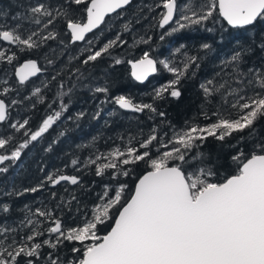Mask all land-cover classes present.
I'll return each mask as SVG.
<instances>
[{
  "label": "snow or ice",
  "instance_id": "snow-or-ice-1",
  "mask_svg": "<svg viewBox=\"0 0 264 264\" xmlns=\"http://www.w3.org/2000/svg\"><path fill=\"white\" fill-rule=\"evenodd\" d=\"M131 2L132 0H62L53 3L52 0H34L24 12H18L12 17L14 23L11 26L0 23V62L13 65L18 59L17 51L6 49L5 45H14L20 52H25L39 50L48 41L57 40L60 33L54 25L58 20L66 22L71 42L85 41L88 45L84 49L88 54L82 60L83 65L110 56V50L128 44L127 40L122 39L120 32L98 50L93 51L92 48L104 34L101 25L106 23L105 17L113 13L121 15L118 10L125 9ZM155 9H162L157 14V26L166 29L164 35L193 26H204L207 22L216 23L217 16L222 17L228 25L238 28L264 20V0H158L154 6L149 7L150 12ZM153 19L156 20L157 17ZM97 29L100 35L94 32ZM123 31H130L128 24L123 26ZM88 33L93 36L86 40ZM164 35L160 36L161 40ZM150 40V36L147 39L141 37L139 42L147 44ZM209 47L207 43L201 45L205 50ZM258 47L264 50V43ZM8 51L12 54L8 55ZM176 51L180 52L181 49ZM246 54H249L247 49L237 51L227 61L233 68L232 79L239 87H232L227 80L220 83L208 80L200 85L206 104L212 103L214 95L220 96L219 106L211 116L203 106L201 108L205 119L213 116L217 118L214 122L204 126L191 124L184 129L174 130L167 140L157 134L156 128H152L151 134L138 142L139 147L132 143L135 139L133 137L123 148L116 147L86 162V166H96L98 176L113 169L116 170V175L124 177L130 176L140 162L146 164L147 168L137 179L129 199L121 203L127 189V184L121 183L112 190V194L105 191L99 197L103 203L92 209L91 219H86L82 226L71 228L66 227L62 219L54 216L46 207L36 208L33 212L26 206L25 215L16 227L5 226L0 221V264H38L45 247L50 249L43 255L45 264H264V143L257 140L250 154L238 149L230 157L231 162L236 165L235 174L224 177L221 182L212 179L218 173L211 154L200 151L208 137L224 142L234 133H243L245 129H251L250 137L255 139L257 136L254 125L264 117V67H250L247 72L242 71L240 65ZM199 59L195 55L186 56L183 68H180L170 66L167 60L154 59L145 51L141 58L127 62L131 64V74L137 81L147 80L157 72L158 65L173 73L175 79L168 87L157 90L155 97L163 98V93L168 92L171 97L178 99L181 92L175 86L185 77L190 65L199 66ZM47 63L51 65L53 60L48 59ZM121 63L120 58H114V64ZM41 71L36 60L28 59L15 67L14 75L18 78V85L24 86L30 77L37 76ZM75 71L80 73V69ZM57 76L52 79L56 80ZM249 76L251 78L245 82V77ZM60 87H63L62 83ZM249 88L252 89L250 94L247 91ZM10 91L13 89L5 86L0 95H7ZM15 91L19 94V88ZM94 91L107 94L109 89L98 86ZM40 93L41 89L37 87L32 94L35 96ZM229 97L232 98L231 103ZM20 102L12 99L6 104L5 99L0 98V123L9 119L10 106ZM114 102L121 109L157 112L152 104H134L123 95L116 97ZM225 106L238 110L235 119L223 115L221 109ZM66 109V104L61 105L59 111H54L42 121L38 130H26L24 135L29 136V139L11 151V155L0 154V165H4L5 161L18 159L21 150L46 133ZM157 114L161 117L165 115L164 112ZM27 125L29 120L24 119L22 123H10L9 127L19 131ZM163 136H168V133H163ZM11 139L0 138V149L7 150L6 146ZM244 140V136L239 137V141ZM153 142L168 150L153 152ZM102 159L107 162L98 164L97 161ZM78 163L77 160L72 161L73 165ZM6 171L7 166L0 167V173ZM46 179L53 186L62 181H69L72 185L80 183L77 176L62 174L58 177L49 175ZM42 186L43 182L39 187ZM39 187L24 189V192H36ZM52 195L55 197L56 194ZM71 199L76 200V197L72 196ZM67 207L71 211V201ZM114 208L118 210L114 225L107 234L100 236L99 226L113 219ZM0 211L8 213L9 206H0ZM44 222H50L46 229L41 227ZM25 229L26 235L23 234ZM12 233L20 238L17 240ZM46 234L47 238L39 239ZM65 241L80 243V248L71 249L73 254L78 255L64 259L57 254Z\"/></svg>",
  "mask_w": 264,
  "mask_h": 264
},
{
  "label": "trees",
  "instance_id": "trees-1",
  "mask_svg": "<svg viewBox=\"0 0 264 264\" xmlns=\"http://www.w3.org/2000/svg\"><path fill=\"white\" fill-rule=\"evenodd\" d=\"M33 2L34 0H0V13L6 14L0 15V23L11 26L14 23L12 17L18 12H24ZM157 2L158 0H133L129 6L119 11L121 15L115 13L107 17L106 23L101 25L104 34L95 42L92 50H98L108 40L115 38L118 32L128 44L110 50V56L99 58L88 65L82 64V60L88 54L84 51L88 45L85 41L81 44L71 43L66 22L62 20H58L54 25L60 33L58 39L48 41L39 50L20 52L14 45L4 46L6 49L16 50L18 59L13 65L0 62V93L5 86L13 89L9 94L0 97L5 99L6 104L12 99L21 102L10 106L9 119L0 123V138H12L6 146L7 150L0 149V154L11 155V151L29 139V136L24 135L26 130L30 129L32 132L38 130L48 115L59 111L61 105H67L60 119L37 141L30 142L27 148L22 149L18 159L5 161L1 166H7V171L0 173V206L5 204L9 206L8 213L0 211V221L5 226L16 227L25 215L26 206L33 212L36 208L46 207L54 216L60 217L68 228L80 226L83 218L89 216V209L97 203L103 191L107 189L112 194V190L118 188L121 183L127 184L121 201L124 203L130 198L137 179L144 174L147 165L140 162L128 177L116 175V170L113 169L106 170L103 175L98 176L95 165L86 166L90 158L95 159L96 155L106 154L116 147L123 148L133 137L135 139L132 143L139 147L138 142L146 139L152 128H156L157 134L167 140L174 130L184 129L191 124L204 126L214 122L217 118L213 116L211 119H205L201 114V108L203 106L211 116L219 106L220 96L214 95L211 98L212 103L206 104L200 85L208 80H213L214 83L227 80L232 87H239L240 85L232 79L233 68L227 63L233 53L249 50V54L243 56L240 65L244 72L250 67H264V50L258 47L264 43V20H258L254 25L243 28H229L217 16L216 23L207 22L204 26H193L171 35H164L166 29L157 26V14L162 9L149 11V7ZM153 17L157 19L154 20ZM125 24L129 25V32L123 31ZM209 28L212 30L208 31ZM95 33L100 35L99 29ZM161 35H164L163 40L160 39ZM92 36L91 33L86 40ZM149 36L151 40L147 44L139 42L141 37L147 39ZM204 43L210 45L206 50L201 48ZM178 48L181 49L180 52L176 51ZM145 51L157 60H167L170 66L180 68H183L186 56L195 55L200 58L199 66L190 65L185 77L175 86L181 92L178 99L171 97L168 92L163 93V98L155 97L157 90L168 87L175 79L173 73L160 65L156 76L146 83L137 84L131 79L127 61L142 57ZM7 54L12 53L8 51ZM114 58H120L122 63L114 64ZM27 59L37 60L43 73L24 86H19L13 72L17 65ZM48 59H52L53 64L49 65ZM76 69H80L82 77L75 71ZM53 76H57L56 80L52 79ZM250 78L245 77V82ZM61 83L63 87H60ZM98 86L107 87L108 93H96L94 89ZM37 87L41 89V93L34 96L32 93ZM16 88H19V94L15 91ZM247 91L250 94L252 89L249 88ZM120 95L131 99L134 104H152L157 112H150L147 109L139 113L124 112L114 102ZM231 100L229 97V103ZM221 111L230 119H235L238 112L237 109L228 106ZM158 112H164L165 115L161 117ZM24 119L29 120V125L25 129L16 131L9 127L10 123H22ZM254 127L257 129L255 139L249 136L251 129H245L243 133H234L224 142L212 137L207 138L200 151L210 153L215 161V170L218 173L212 178L215 182H221L224 177L235 174L236 165L231 162L230 157L235 155L238 149L250 154L257 140L264 143V117L260 118ZM163 133H168V136H163ZM240 136H244L245 140L239 141ZM157 150L162 153L168 149L153 142L152 151ZM73 160L79 163L73 165ZM106 162L107 160L103 159L97 161L98 164ZM61 174L77 176L80 183L71 185L62 182L51 186L46 179L49 175L57 177ZM42 182L43 186L39 187ZM33 187H39V190L24 192V189ZM53 193L56 194L55 197ZM72 196H75L76 200H72ZM69 201L71 211L67 207ZM117 213V208L112 209L113 219L99 226L100 236L111 228ZM49 226L50 222L41 224L45 229ZM23 234H27V229ZM11 235H15L17 240L20 238L16 233ZM44 238H47V234L39 239ZM73 247L80 248L81 245L77 241H65L57 254L64 259L72 258L78 255L71 252ZM49 251L47 247L42 250V258L38 264H45L43 255Z\"/></svg>",
  "mask_w": 264,
  "mask_h": 264
},
{
  "label": "water",
  "instance_id": "water-1",
  "mask_svg": "<svg viewBox=\"0 0 264 264\" xmlns=\"http://www.w3.org/2000/svg\"><path fill=\"white\" fill-rule=\"evenodd\" d=\"M132 1H133V0H132ZM128 6H129V5H128ZM126 7H127V6H126ZM119 11H121V10H118V12H119ZM113 14H115V13H113ZM113 14H110V16L113 15ZM107 17H109V16H106L105 19H106ZM220 19L226 24L227 27H229V28H238V27H232V26L228 25L227 22L224 21L222 17H220ZM245 27H247V26H245ZM242 28H243V27H242ZM66 30H67V29H66ZM94 31H96V30H94ZM67 32H68V31H67ZM68 33H69V36H70V42H71V35H70V32H68ZM89 34H91V33L86 34V37H87ZM82 42H83V41H79V42H75V43H82ZM71 43H73V42H71ZM140 58H141V57H140ZM138 59H139V58H138ZM27 60H28V59H27ZM136 60H137V59H136ZM25 61H26V60L22 61L20 64L24 63ZM133 61H135V60H133ZM37 63H38V62H37ZM20 64H19V65H20ZM19 65H18V66H19ZM18 66H16V67H18ZM38 66H39V64H38ZM128 67H129V75H130L131 79H132L135 83H137V84H143V83H146L148 80H150L151 78L155 77L156 74H157V72H158V70H157V72L151 74V75L148 77L147 80H144V81H137V80L135 79V77H133L132 74H131V73H132L131 64L128 63ZM14 70H15V69H14ZM41 73H42V71H41ZM41 73H38L37 76L40 75ZM13 76H14V79H15L16 81H18V78L15 77L14 72H13ZM37 76H35V77H30V78H29V81L32 80V79H34V78H36ZM0 98H1V97H0ZM116 105H117V104H116ZM117 106H118V105H117ZM118 108H119V106H118ZM120 109H121V108H120ZM121 110L124 111V112H134V111H132V110H128V109H121ZM138 113H139V112H138ZM1 166H2V165H0V167H1ZM62 175H66V174H62ZM142 175H143V174H142ZM58 176H59V175H58ZM58 176H57V177H58ZM68 176H74V175H68ZM62 182H67V183L71 184L69 181H62ZM62 182H61V183H62ZM136 182H137V181H136ZM135 184H136V183H135ZM71 185H72V184H71ZM51 186H53V185H51ZM134 188H135V186H134ZM133 192H134V189H133ZM133 192H132V193H133ZM116 216H118V213H117ZM113 225H114V222H113ZM113 225H112V226H113ZM112 226H111V227H112ZM110 230H111V228H110L108 231H110ZM108 231H107V232H108ZM107 232H106L105 234H107ZM105 234H104V235H105Z\"/></svg>",
  "mask_w": 264,
  "mask_h": 264
},
{
  "label": "rangeland",
  "instance_id": "rangeland-1",
  "mask_svg": "<svg viewBox=\"0 0 264 264\" xmlns=\"http://www.w3.org/2000/svg\"><path fill=\"white\" fill-rule=\"evenodd\" d=\"M105 191H108V190H107V189L104 190L103 193H104ZM103 193H102V194H103ZM101 196H102V195H101ZM105 199H106V198H105ZM100 203H103V201L99 199V200L97 201V203H96L95 205H93V206L89 209V211H90V212H89V216H88L87 218H83V220H82L80 226H82L83 222H84L86 219H91L92 209H93L97 204H100Z\"/></svg>",
  "mask_w": 264,
  "mask_h": 264
},
{
  "label": "flooded vegetation",
  "instance_id": "flooded-vegetation-1",
  "mask_svg": "<svg viewBox=\"0 0 264 264\" xmlns=\"http://www.w3.org/2000/svg\"><path fill=\"white\" fill-rule=\"evenodd\" d=\"M111 16H112V15H111ZM105 20H106V19H105ZM94 32H95V31H94ZM89 35H90V34H89ZM89 35H88V36H89ZM76 44H81V43H76ZM154 59H155V58H154ZM34 60H35V59H34ZM36 61H37V60H36ZM37 62H38V61H37ZM38 64H39V63H38ZM17 66H18V65H17ZM39 67H40V65H39ZM42 73H43V70H42ZM42 73H41V74H42ZM41 74H40V75H41ZM38 76H39V75H38ZM38 76H37V77H38ZM34 79H35V78H34ZM32 80H33V79H32ZM30 81H31V80H30ZM30 81H28V82H30ZM26 83H27V82H26Z\"/></svg>",
  "mask_w": 264,
  "mask_h": 264
}]
</instances>
